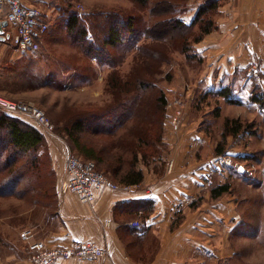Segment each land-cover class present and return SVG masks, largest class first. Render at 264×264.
<instances>
[{
    "label": "crops",
    "instance_id": "obj_1",
    "mask_svg": "<svg viewBox=\"0 0 264 264\" xmlns=\"http://www.w3.org/2000/svg\"><path fill=\"white\" fill-rule=\"evenodd\" d=\"M204 2L189 10L182 19L191 23ZM24 3L32 4L30 0ZM43 19L50 22V14L44 11ZM3 21L0 17V22ZM215 23L217 28L195 44L197 57L192 61L196 60V66H184L178 73L186 79L168 85L167 98L173 97L176 89L184 94L179 124L171 126L168 120L164 123L163 140L173 148L170 157L163 156V163L135 166L142 172L143 179L131 184L138 186L132 192L103 188L97 190L94 202L87 204L75 194L60 191L57 208L46 212L47 219L35 221V229H31L35 231V238L49 247H67L89 240L110 251L103 260L70 259L58 264H223L226 260L229 250L223 244L224 229L234 234L242 219L224 212V195L212 198L211 190L224 184L229 176L238 179L240 175L255 181L252 177L257 170H253V166L256 169L264 166V0H219ZM50 30L42 37L40 50ZM11 33L9 25L2 28V33L0 31L2 79L3 74L14 68L16 60L23 62L30 57L14 45ZM253 60L259 64L261 79L249 74V64ZM90 85L81 83L74 87L87 90ZM0 95L6 97L2 92ZM206 101L208 106H204ZM201 106L202 112L193 110ZM232 107L243 108L244 116L226 115L224 120L247 118L253 124L252 130L246 132L254 143L249 152L231 143L224 151L234 163H250L252 169L246 168V174L239 173L234 166H217L213 163V153L207 155L219 138L212 134V119L217 122L221 115L229 114L227 111ZM216 108L218 113L211 115ZM20 116L27 120L26 116ZM243 133L227 138L239 140ZM48 136L60 188L67 179V145L56 135ZM260 139L263 143L257 145ZM117 181L124 183L120 178ZM207 197L213 201L202 207L193 205ZM31 213L32 210L30 218ZM135 220L140 226L132 225Z\"/></svg>",
    "mask_w": 264,
    "mask_h": 264
},
{
    "label": "rangeland",
    "instance_id": "obj_2",
    "mask_svg": "<svg viewBox=\"0 0 264 264\" xmlns=\"http://www.w3.org/2000/svg\"><path fill=\"white\" fill-rule=\"evenodd\" d=\"M156 1L152 0L151 2L154 3ZM169 1L175 6V9L165 11V13L159 15L152 14L148 8L141 7L139 4L134 5L131 0H30L32 4L28 6L37 7L42 12L45 11L50 14L49 23L51 30L46 35L42 48L37 54H32L35 52H27L30 55L29 59H24L23 62L16 60L14 68L9 70V73L3 74V79L0 77V91L8 99L31 102L42 107L51 123L52 133L59 137H64V134L60 133L59 129L63 128L66 120L76 115L74 112L78 110L100 107L102 100L110 96L105 89L112 72L115 69L119 70L124 79L127 78V75L135 69V60L138 56L136 49L120 46V48L107 47L111 57L106 60L102 59V61H99L95 56L89 55L80 44L76 43L73 35L67 30V10L69 12L75 10L82 16L85 14L93 16V20L87 26L90 33L86 36V40L90 41V39H93L98 34V37H101V34L105 32L103 29H106L109 22L116 17L113 14L115 10L119 9L122 11V14L134 16L135 20H137V28H149L160 20L181 18L189 10H194L202 0ZM209 1L216 0H205L204 4ZM216 14H218V11L213 15L214 20ZM83 18H85L82 19L84 22L88 20L85 16ZM197 30L198 26L193 28L192 34L194 35H191L186 43L181 39L166 42L164 46L167 49L165 52L168 54V59H164L165 61L162 60L160 63L161 72L159 74L156 72L158 71L156 68L158 60L150 59L148 66H144L148 71L153 73L154 79L158 81V86L165 93H168V85L170 86L177 81L180 83L181 79H186V77L178 73L179 70L185 68L184 66H188L189 68L196 66V60L192 61V59L197 57V55H194L196 44L194 40L198 35ZM142 39L144 40L145 38L143 37ZM145 42L152 41L146 39L143 43ZM253 63L257 64V69L252 68ZM248 69L249 73L250 69L253 71L257 70L256 73L258 72V75L254 77L260 78L257 61H251ZM251 76L253 77V75ZM81 83H89L91 84V88L85 90L74 87V85ZM256 83L258 82L256 81ZM166 97H168L167 94ZM183 98L184 94L180 93L177 89L173 97L167 98L164 123L168 120L171 126H175L173 124V116L178 111L180 112L178 115V121L180 122L184 109ZM206 105L208 106V101L204 103V106ZM202 107L199 109L194 107L193 110L200 113L202 112L200 111ZM230 109L231 111H227L229 114L221 115L217 122H214L212 119L210 125L212 126V134L215 136L219 135V138L216 139L207 154L210 156L213 153L211 155L213 159H216L220 155H227L225 152L218 154L217 150L221 147L226 151L229 143L239 144L245 152H249L248 150L253 147V139L247 137L246 134V132L252 130L253 124L251 121H247V118H226L233 121L239 120L243 126L242 132H244V135L239 140H235V137L230 140L224 136L225 124L227 122L226 119V121L224 120L225 116H244L243 108L232 107ZM217 110V108L214 109L211 115H215ZM170 113H172V117H169ZM1 114H3V110L0 109ZM26 118L27 120L20 119L38 128L44 134V146L36 153L39 163L44 167L41 170V174L38 175L30 166H24V170H21L23 166H19V172H16L17 174H21L18 190L0 194V264H32L28 251V243L21 238V233L26 228L34 230L37 219H47L46 212H53L57 208L60 198V178L56 168V160L47 142L48 133L35 120L28 116ZM165 129L163 126L162 138L156 147L158 148L157 152L152 154L150 152L148 161L144 162L140 160L137 166H150L157 161L163 163V156L165 158L170 157L173 148L168 144L165 145L163 140ZM262 143L263 140L261 139L256 142L257 145H261ZM10 148L7 130L0 129V182L13 176L10 166H7V162L11 156ZM72 153L85 159L79 152L72 150ZM31 155L34 157L33 154ZM32 157H19L18 160L19 163L24 165ZM94 161L98 169L102 171V165L96 160ZM239 162L249 170L252 169L248 165L250 164L249 162ZM31 164L32 162L30 161L29 165ZM257 168L253 166V170H257L252 177L255 181L246 180L240 175H238V179L229 176V179L226 178L224 180V184L230 185V192L223 196V200L226 203L224 212H227L229 215L236 214L242 220L237 229L238 231L234 232V234L230 235L224 229L223 244L225 249L229 251H227L228 255L223 264H264V166H257ZM109 177L112 178L111 176ZM114 181L118 182L117 180ZM7 183L10 182L7 181ZM32 183H46V186L51 187L53 195L48 197L42 194V197L38 193H31L30 186ZM204 199H200L196 206L202 207L213 201L209 197ZM30 210H32L31 218L29 217ZM36 210L38 212L41 211L35 214Z\"/></svg>",
    "mask_w": 264,
    "mask_h": 264
},
{
    "label": "trees",
    "instance_id": "obj_3",
    "mask_svg": "<svg viewBox=\"0 0 264 264\" xmlns=\"http://www.w3.org/2000/svg\"><path fill=\"white\" fill-rule=\"evenodd\" d=\"M131 1L134 5L139 4L148 8L152 14L162 15L165 11L175 9L169 0H157L154 3L151 2L152 0ZM218 7L219 0L209 1L198 9L191 23L178 17V19L160 20L149 28H137L135 17L122 14L118 9L113 12L116 17L109 22L106 29H103L104 35L98 37V34L90 41L86 40V36L90 33L87 26L93 20V16L90 14L82 16L75 10L72 12L67 10V30L78 45L80 44L89 55L95 56L99 61L111 57L107 50L109 46L134 48L138 51L135 69L128 74L129 76L127 75V78L124 79L116 69L108 78L105 91L110 96L105 98L104 104L98 108L90 107L74 112L76 115L66 120L63 128L59 129L60 133L64 134V137L60 138L67 147L71 151L79 152L85 159L96 160L102 165L101 170L104 173L111 174L116 180L120 178L121 182H124L121 183L123 185L141 182L142 172L136 170L135 166L140 160L147 162L150 152L151 154L157 152L156 147L162 138L165 107L168 102L166 93L158 86L153 73L144 66H148L150 59L158 60L156 72L159 74L160 63L168 59V54L165 52L167 49L164 46L166 42L175 39L188 42L189 37L194 35L192 31L196 26H198V35L194 43L201 41L206 34L216 29L213 15L218 11ZM84 16L88 18L85 22L82 20L85 19ZM146 39L152 42L143 43ZM0 129H6L9 135L11 156L7 166H10L13 173L11 178L0 182V194H2L18 190L21 174L16 172H19V166H23L21 170H24V166H30L38 175L41 174L44 166L39 163L36 153L44 146L45 137L38 128L4 111L0 115ZM242 129L239 120H227L224 136L226 138L229 135L236 136L242 132ZM217 152L223 154L224 149L220 147ZM25 156L32 158L23 165L19 163L18 158ZM30 161L31 165H29ZM45 184L32 183L30 192L51 197L52 189ZM229 192L230 185L222 184L212 188L211 196L219 198ZM197 204L198 201L193 205Z\"/></svg>",
    "mask_w": 264,
    "mask_h": 264
},
{
    "label": "built area",
    "instance_id": "obj_4",
    "mask_svg": "<svg viewBox=\"0 0 264 264\" xmlns=\"http://www.w3.org/2000/svg\"><path fill=\"white\" fill-rule=\"evenodd\" d=\"M0 17L8 22L12 29V41L21 52H38L40 50L42 37L48 32L50 23L43 19V12L39 8L27 6L23 0H0ZM252 68L257 69V64L253 63ZM252 71L250 69V75L253 77L258 75L257 70L253 73ZM0 109L11 115L28 116L43 127L45 132L55 135L52 133V126L45 110L34 103L0 96ZM179 114L178 111L173 116L175 126L179 124ZM213 163L218 166H234L242 174L248 172L243 164L234 163L228 155L218 156ZM65 173L67 179L61 186V193L75 194L81 202L87 204L94 202L97 190L109 188L132 192L138 187L137 185H123L115 182L98 169L94 160L82 159L73 154L68 147ZM132 225L138 227L140 222L135 220ZM21 238L28 243L32 264H58L70 259L95 262L105 259L110 253L108 248L89 240L79 241L67 247H49L43 240L36 239L35 233L31 229L22 231Z\"/></svg>",
    "mask_w": 264,
    "mask_h": 264
},
{
    "label": "water",
    "instance_id": "obj_5",
    "mask_svg": "<svg viewBox=\"0 0 264 264\" xmlns=\"http://www.w3.org/2000/svg\"><path fill=\"white\" fill-rule=\"evenodd\" d=\"M6 25H8V22L5 20L3 22H0V31L2 33V28L5 27Z\"/></svg>",
    "mask_w": 264,
    "mask_h": 264
}]
</instances>
